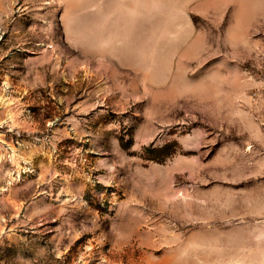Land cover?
<instances>
[{"label": "rangeland", "instance_id": "1", "mask_svg": "<svg viewBox=\"0 0 264 264\" xmlns=\"http://www.w3.org/2000/svg\"><path fill=\"white\" fill-rule=\"evenodd\" d=\"M264 0H0V264H264Z\"/></svg>", "mask_w": 264, "mask_h": 264}, {"label": "built area", "instance_id": "2", "mask_svg": "<svg viewBox=\"0 0 264 264\" xmlns=\"http://www.w3.org/2000/svg\"><path fill=\"white\" fill-rule=\"evenodd\" d=\"M250 97L253 102H262L264 105V79L260 81L259 85L251 89Z\"/></svg>", "mask_w": 264, "mask_h": 264}]
</instances>
